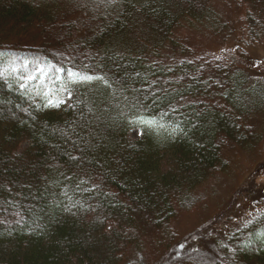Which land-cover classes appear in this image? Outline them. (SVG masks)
<instances>
[{
  "label": "trees",
  "instance_id": "obj_1",
  "mask_svg": "<svg viewBox=\"0 0 264 264\" xmlns=\"http://www.w3.org/2000/svg\"><path fill=\"white\" fill-rule=\"evenodd\" d=\"M207 1L0 0V59L40 63L44 73L26 90L0 81V264H127L135 249L148 264H264V192L252 181L234 208L213 215L218 235H202L204 256L189 259L194 236L173 227L179 196L224 172L227 149L264 145V86L253 78L264 69L251 68L260 61L240 53L237 64L208 62L178 44L205 13L214 33L224 27ZM245 2L247 37L262 45L264 0ZM55 66L107 84L72 85L73 108L38 107L36 89ZM135 115L164 128L130 138L141 130L128 122Z\"/></svg>",
  "mask_w": 264,
  "mask_h": 264
},
{
  "label": "rangeland",
  "instance_id": "obj_2",
  "mask_svg": "<svg viewBox=\"0 0 264 264\" xmlns=\"http://www.w3.org/2000/svg\"><path fill=\"white\" fill-rule=\"evenodd\" d=\"M58 2L62 4L66 1L62 2V0H58ZM246 7L245 0H208L204 4V8L212 15L211 18H215L214 16H216L217 19H220L224 27L217 33H214V30L210 29H214L212 26L213 22L210 21L208 15L205 13L203 20L196 24L194 23L190 27L188 26L189 28L187 29L181 30L180 37L185 43L178 44L186 45L188 49L186 56L203 57L208 62H219L221 60L225 64L235 61L237 64V59L240 53H242V56L248 55L245 59H249V61H260L251 68L263 73L264 61L262 60H264V44H256L254 38L247 37L245 31L247 24ZM172 56L173 58L176 57L179 59L176 55L172 54ZM259 76H253V78L254 80H258L259 85L264 86V75H261L260 78ZM208 77L216 83H221L224 74H210ZM208 77L205 75L204 78L208 79ZM166 79L168 78L162 79L165 85H167V81H164ZM248 84L249 82L247 81L246 84L242 85V88L248 87ZM243 98V102H241L245 108L249 111H255L254 108H250L248 105L249 99L246 93H243ZM206 99L212 102L215 101L222 107H227L218 94L211 93V95L206 96ZM258 120L264 122V117ZM128 135L133 139H139L142 136L138 128H132ZM26 145L23 143L20 148ZM225 155L227 169L224 172H217L203 184L189 192H183L178 198L177 208L179 213L173 227L175 226L174 228L180 235L193 234L194 237L188 239V241L192 242L184 247V249L188 248L193 255V257L189 258L191 260H196L199 254L203 255L200 251L204 248L210 249L211 244H208L209 239L202 235L209 234V237L218 235L216 232H212L215 227H212L213 225L209 226L210 221L215 213H223L229 207L234 208V196L236 192H239L242 188L244 190L250 188V181L254 183V187L258 186L264 192L263 144L255 146L253 150L246 151L227 149ZM256 196L258 197L259 194ZM259 201H264V196L259 198ZM197 232H199L198 235ZM180 252L181 250L175 256H178ZM182 254L184 255L183 252ZM127 264H148V259L142 250L135 249L128 256Z\"/></svg>",
  "mask_w": 264,
  "mask_h": 264
},
{
  "label": "snow or ice",
  "instance_id": "obj_3",
  "mask_svg": "<svg viewBox=\"0 0 264 264\" xmlns=\"http://www.w3.org/2000/svg\"><path fill=\"white\" fill-rule=\"evenodd\" d=\"M116 2L117 0H108L109 4H114ZM3 56L4 53L0 52V57ZM25 69H27V71H23ZM55 72L56 75L54 77H46L48 84H42L41 89H36V95L44 101V103L38 105V107L59 108L61 105L67 103L68 108H73L75 105L68 103V101L72 100L74 95V90L71 87L72 85L86 84L97 80H103L104 83L107 84V80H105L103 76L92 75L75 68L55 66ZM64 72H66V80L62 79L60 75ZM37 73L41 74V76L44 74L40 63L33 65V62L27 59H23L22 61L13 59L5 63L0 59V81L7 82V80L11 78L13 83L17 84L21 90H26L28 84L37 79V76L35 75ZM9 87H11V85H9ZM132 107H136V105H132ZM121 115H124L123 111L121 112ZM128 122L130 125H140L141 135L144 134L145 128L155 131L164 128V125L159 124L155 117L148 118L143 115H135L131 117ZM177 130L179 129L174 128L170 134H174ZM253 219H256V217H253ZM247 223H252V220L247 221Z\"/></svg>",
  "mask_w": 264,
  "mask_h": 264
}]
</instances>
